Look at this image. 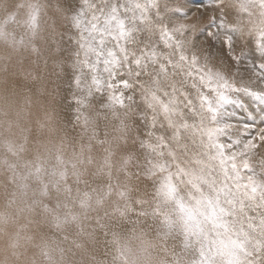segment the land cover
<instances>
[{
	"label": "clouds",
	"instance_id": "clouds-1",
	"mask_svg": "<svg viewBox=\"0 0 264 264\" xmlns=\"http://www.w3.org/2000/svg\"><path fill=\"white\" fill-rule=\"evenodd\" d=\"M191 6L0 0V264H264V0Z\"/></svg>",
	"mask_w": 264,
	"mask_h": 264
},
{
	"label": "snow or ice",
	"instance_id": "snow-or-ice-1",
	"mask_svg": "<svg viewBox=\"0 0 264 264\" xmlns=\"http://www.w3.org/2000/svg\"><path fill=\"white\" fill-rule=\"evenodd\" d=\"M189 2H190V0H189ZM204 3H205V0H202L201 4L203 5ZM19 7H23V6H19ZM174 15L187 16V15H190V11L188 10V12H186V13H174ZM34 16H35V13L33 10V11H30L24 15L23 21H19L17 13L12 12L5 17V19L2 23H0V32H2L5 27L12 25V24H17L18 22H22L26 26L31 25L34 21ZM193 22H194V20H193ZM197 38H199V37H197ZM151 55L153 56V58H155L154 53ZM73 79H76V77H73ZM120 79L122 80L123 77H120ZM113 83H115V81ZM119 87H120V85H117V88H119ZM249 95H251V93H249ZM181 99H183L186 104H189V107H191L192 103H195V101H192L191 97L181 96ZM198 100H199V104L201 106L206 107L207 111H209L210 113H215L217 111L218 106H224V105L233 104V103H235L237 106L239 105L238 101H233L224 95H219L217 97V100H216V106L217 107H214L212 104H210L207 97H205L203 95L199 96ZM161 109L163 112L167 113L169 111L168 104H162ZM183 127L188 128L189 125L184 124ZM240 127L244 128L245 130H249V131L251 130V125L247 121H245L243 124H241ZM219 131H221V129H216V132H219ZM238 135L241 137L244 136L243 133H239ZM261 135L264 136V132H261ZM176 138L179 139V132H177ZM229 143L232 144L233 146H235V145H238L240 143V141L237 138H233L229 141ZM149 147H151V145H149ZM262 147H264V145H262ZM214 148L217 150V153L215 156L212 157V159H216L218 161V166H219L221 172L225 176H227L229 173V166L231 165V167L233 169L235 167L231 163L233 158L230 157L229 155H227L228 150L224 147V145L222 143L215 144ZM195 162L200 163V161H198V160ZM183 171H184L183 168H181L180 172H183ZM164 187H170V185H164ZM249 227L251 228V227H253V225H249ZM200 255H201V257L205 256V252L203 249L201 250ZM201 264H208L207 259H202Z\"/></svg>",
	"mask_w": 264,
	"mask_h": 264
},
{
	"label": "rangeland",
	"instance_id": "rangeland-1",
	"mask_svg": "<svg viewBox=\"0 0 264 264\" xmlns=\"http://www.w3.org/2000/svg\"><path fill=\"white\" fill-rule=\"evenodd\" d=\"M190 3L193 5L189 8L190 14L192 12H199L201 10L202 0H190Z\"/></svg>",
	"mask_w": 264,
	"mask_h": 264
}]
</instances>
